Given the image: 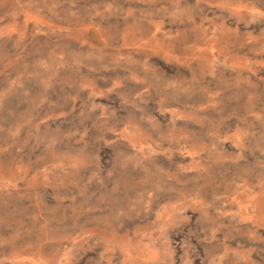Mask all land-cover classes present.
Here are the masks:
<instances>
[{"label": "rangeland", "instance_id": "obj_1", "mask_svg": "<svg viewBox=\"0 0 264 264\" xmlns=\"http://www.w3.org/2000/svg\"><path fill=\"white\" fill-rule=\"evenodd\" d=\"M0 264H264V0H0Z\"/></svg>", "mask_w": 264, "mask_h": 264}]
</instances>
